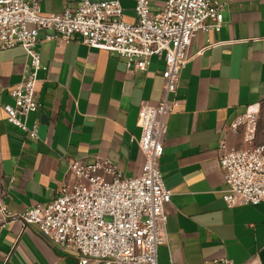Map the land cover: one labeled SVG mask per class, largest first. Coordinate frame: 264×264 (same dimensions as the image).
Listing matches in <instances>:
<instances>
[{
  "label": "crops",
  "instance_id": "obj_1",
  "mask_svg": "<svg viewBox=\"0 0 264 264\" xmlns=\"http://www.w3.org/2000/svg\"><path fill=\"white\" fill-rule=\"evenodd\" d=\"M81 1L41 0L40 10L58 14ZM214 1L222 7V27L195 35L169 96L173 105L159 170L171 198L164 205L168 243L157 250L158 264H264V201L227 208L218 164L220 140L242 146L241 135L229 130L231 122L264 105V0ZM119 2L123 20L134 22L135 0ZM36 51L45 70L37 75L39 108L26 122L37 126L33 140L9 124L3 110L14 105L7 90L29 73L30 59L21 47L0 50V201L17 215L49 204L73 160L109 159L124 177H137L144 162L138 110L155 107L163 94L162 59L153 57L146 71H135L107 51L77 40L43 41V33ZM263 132H257V144H264ZM0 264L78 261L36 226L4 224L0 216Z\"/></svg>",
  "mask_w": 264,
  "mask_h": 264
},
{
  "label": "built area",
  "instance_id": "obj_2",
  "mask_svg": "<svg viewBox=\"0 0 264 264\" xmlns=\"http://www.w3.org/2000/svg\"><path fill=\"white\" fill-rule=\"evenodd\" d=\"M40 1L0 0V50L21 47L30 59L29 73L7 90L14 101L12 107H3L9 124L38 138L37 126L28 128L26 122L39 108L37 75L45 70L36 51L41 33L43 41L63 45L77 40L107 51L135 71H146L153 57L162 59L163 94L155 107L138 110L137 145L144 162L137 177H124L109 159L73 160L49 204L17 215L0 201V216L4 224L36 226L49 243L72 253L78 264H158L157 250L168 243L164 205L171 198L159 170L165 118L173 105L169 96L176 92L195 35L220 31L222 7L214 0H161L157 7L153 0H135V21L128 23L119 0H82L76 9L58 14L43 13ZM257 125L258 111L247 109L229 126L231 133L241 135L242 146H230L224 139L218 143L227 208L264 201V144L256 143ZM205 264L231 263L213 259Z\"/></svg>",
  "mask_w": 264,
  "mask_h": 264
},
{
  "label": "rangeland",
  "instance_id": "obj_3",
  "mask_svg": "<svg viewBox=\"0 0 264 264\" xmlns=\"http://www.w3.org/2000/svg\"><path fill=\"white\" fill-rule=\"evenodd\" d=\"M264 130V105L262 106V109L260 112H258V125H257V132H259L260 129ZM264 133V132H263ZM264 135V134H263ZM264 138V136H263ZM264 141V140H263Z\"/></svg>",
  "mask_w": 264,
  "mask_h": 264
}]
</instances>
